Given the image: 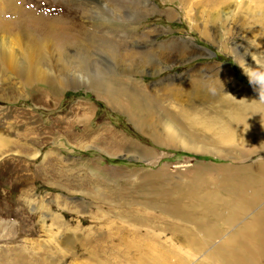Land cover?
I'll return each mask as SVG.
<instances>
[{
	"label": "rangeland",
	"instance_id": "374dc122",
	"mask_svg": "<svg viewBox=\"0 0 264 264\" xmlns=\"http://www.w3.org/2000/svg\"><path fill=\"white\" fill-rule=\"evenodd\" d=\"M15 1L0 11V38L21 60H35L38 42L59 72L53 57L83 48L137 107L115 109L78 80L87 74L26 82L0 56V264H203L201 226L227 229L224 201L239 199L229 179L264 163L262 136L217 132L236 113L221 102L228 92L264 100L250 75L264 65V0Z\"/></svg>",
	"mask_w": 264,
	"mask_h": 264
},
{
	"label": "bare ground",
	"instance_id": "6f19581e",
	"mask_svg": "<svg viewBox=\"0 0 264 264\" xmlns=\"http://www.w3.org/2000/svg\"><path fill=\"white\" fill-rule=\"evenodd\" d=\"M205 1L209 2V0ZM216 1L218 0H215L214 2ZM16 3L17 1L15 0L10 2L9 0H3V2L0 4V11L8 7L14 8L15 5L18 6V3ZM147 3L148 0L143 1V4ZM119 4L125 5L124 3ZM119 9L120 6H115V10H113L115 15H118ZM22 15L23 14L18 13V15H15L13 21H18V19H20L22 23H19L21 25L19 31L24 32L27 41L36 40L37 37L30 30L28 24L25 22V18H22ZM47 25V27L50 29L49 31L51 36L54 39H59L60 42L62 38L59 32L60 26L54 22ZM3 30H6V28H4V25H0V32H3ZM0 39V56L6 60L4 62H7L6 64H8V67L18 72L19 77H21L26 82L34 81L38 83L40 80H48L53 82V80L58 79L66 83L71 81V77L77 79V76H83L87 74L85 77L78 80L83 81L85 84L89 82V84L96 86L93 87V90H97L98 95H103L102 97L107 100L112 107L115 109H127L129 112L135 111V107H137V97H135L136 95L130 92V90L122 83L115 81L112 83L108 78H102L101 75L110 72L107 70H110L109 68L111 66H109V64L105 65L104 63L101 65L97 64L93 61L92 57L88 55L86 52L87 50L79 48V51L83 55L82 56L79 54L80 57H77L76 54L72 55L71 53L64 55L63 57H53L55 61L60 59L61 62L65 64V68L59 67V72H55L50 67L46 66L43 51L39 50L41 46L38 45V42L34 43L36 47L34 50L35 60L28 61L26 57H23L21 60L20 57H18V54L12 50L14 49V47L10 44L12 43V40H6L2 38V36ZM73 39H75V41L79 44L81 38L78 36H73ZM4 44H7V48H4ZM55 44L58 43L55 42ZM83 45H85L84 41L79 44L80 47ZM61 49L62 47H60V50ZM76 49L78 48L76 47ZM65 50L67 51L68 47ZM40 63L46 66L47 70L45 73L37 72V68H39ZM47 63L49 62L47 61ZM73 68L79 69L72 71ZM77 72L79 75H77ZM250 75L252 77L257 75L260 78V82L263 84L264 65L261 62L254 63L251 66ZM36 90L39 93L40 89H37L36 87ZM124 96H127V98L125 99ZM221 102L223 105L230 107L229 112H236L235 114L232 113L233 115H231V119L228 122L220 121L217 132L223 138L226 137L229 139V141H238L241 135L237 133L236 130L239 129L241 132H251L255 136L258 134L259 136H262L261 139L264 141L263 99H251L250 96H246L244 94L228 92V94L223 97ZM129 115H132V113H129ZM166 125L171 135L175 136V127H173V125L170 123ZM4 141H6L4 137L0 138V151L6 146L3 145ZM248 171H250V173H246L245 176H239V174L236 173L229 179V184L232 185L231 187L233 188L232 191L239 197L236 204H232L233 202L224 201V204L228 203L227 206L230 209L229 215L225 214L222 216L221 213L217 214V211L213 212L210 210L211 206L209 203H205V211L210 210V212L212 211L211 214L213 215L215 213L218 216L221 215L220 218L223 217L228 228L222 229L221 227L207 224V226H201L203 231V242L200 245H202L205 249L207 248L204 255V261H202L203 264H264V163L261 162L256 166H249ZM220 203L217 204V210L218 207H221ZM178 206H180V202H175L172 205V209L175 210ZM231 226L233 227L230 228ZM228 229L230 230L227 231ZM225 232L228 233L225 234ZM22 260V258L14 259L13 264H18ZM155 262L159 261L154 260L153 263Z\"/></svg>",
	"mask_w": 264,
	"mask_h": 264
},
{
	"label": "crops",
	"instance_id": "0c3cea01",
	"mask_svg": "<svg viewBox=\"0 0 264 264\" xmlns=\"http://www.w3.org/2000/svg\"><path fill=\"white\" fill-rule=\"evenodd\" d=\"M96 128H98V127H92V126H91L90 128H88V131H89V130H92L91 135H97V134L100 133V129L95 130ZM88 135H90V133H89Z\"/></svg>",
	"mask_w": 264,
	"mask_h": 264
}]
</instances>
